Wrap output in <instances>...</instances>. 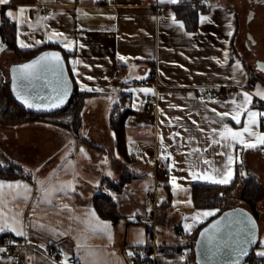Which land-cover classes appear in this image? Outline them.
<instances>
[{
	"label": "crops",
	"instance_id": "0c3cea01",
	"mask_svg": "<svg viewBox=\"0 0 264 264\" xmlns=\"http://www.w3.org/2000/svg\"><path fill=\"white\" fill-rule=\"evenodd\" d=\"M103 1L29 0L0 4V24L5 20L14 23L15 43L20 50L44 44L58 45L69 54L67 66L76 85L95 92L86 105L87 113L95 115L92 120L84 117L87 135L81 139L66 134L65 146L60 148L66 150L58 156L59 150L49 154L43 147L42 151L38 149L33 160L40 162L26 178H0L4 185L21 184L29 189L3 188L0 226L7 224L24 234L17 235L6 229L0 232V243L6 234L15 235L24 243L20 264H139L136 248L148 242L153 247L154 264H195L187 247L189 235L214 215L193 219L202 212L193 206L192 186L229 184L240 168L244 177L255 178L264 189L261 145L254 149H246L238 143L224 147V141L212 144L209 139L215 135L212 129L219 131L227 124L240 130L246 119V115L241 116V125H236L230 117L221 121L212 109L231 112L232 101L242 103V94L248 93L252 96L248 108L261 112L255 101L261 99L257 93L264 92V56L256 57L250 48L258 41L253 28H262L264 24L257 11L264 8V0H204L205 11L200 12L194 31L186 30L176 16L175 6L179 0L175 3L169 0ZM22 7L28 11L21 15L17 10ZM45 7H52L53 12L44 15ZM240 10H247L243 44L255 57L251 63L240 49L244 29ZM10 11L11 17L7 15ZM202 16L208 19L202 22ZM53 32L63 33L67 39L53 37ZM36 41L41 43L36 44ZM20 42L29 47H20ZM65 43H69L71 50L64 47ZM121 56L126 59L120 60ZM20 63L22 56H17L0 38V87L10 81L12 66ZM128 83L137 87L142 85L135 83H146L144 87L152 91L145 93L143 101L152 97L155 106L149 114H143V102L140 110L131 108L134 114L125 121L131 156V163L126 166L115 152L108 117L120 94L129 92L125 90ZM97 111L103 115L102 121L97 119ZM263 122V117L258 118L256 133L264 134L260 129ZM55 125L46 127L52 130ZM199 128L204 131L200 132ZM59 129V133L65 130L62 126ZM19 131H23L22 126H0L4 165L17 162L30 166L25 159L31 142L20 137ZM176 133L179 135H174ZM216 138L219 139L218 135ZM80 139L97 152L85 153L78 146ZM54 143L57 148L58 143ZM193 148L201 151L189 156ZM229 154L233 158L231 163ZM54 156L57 158L48 168L47 160ZM111 160L116 166L114 172L110 168ZM205 160L209 163L205 164ZM173 163L174 167L169 170ZM229 169L232 178L226 184L193 179L190 175L196 172L223 179ZM173 176L179 188L173 187ZM103 177L113 182L128 178L121 192L106 190L123 215L117 223L101 218L92 204L93 197L102 190ZM144 184L148 185L147 200L144 195L138 197ZM236 189L241 191L240 187ZM46 190L51 192L50 196H46ZM150 191L153 196H148ZM234 191L227 196H234ZM261 200L257 207L259 242L253 255L264 264V256L258 255L264 252V197ZM172 218L175 221H169ZM102 222L110 227L101 230ZM158 225L166 231L165 237L158 236ZM186 225L192 227L186 230ZM56 252L59 258L54 261L48 255ZM129 252L133 255L129 256ZM1 253L0 264H13Z\"/></svg>",
	"mask_w": 264,
	"mask_h": 264
},
{
	"label": "trees",
	"instance_id": "16d2710c",
	"mask_svg": "<svg viewBox=\"0 0 264 264\" xmlns=\"http://www.w3.org/2000/svg\"><path fill=\"white\" fill-rule=\"evenodd\" d=\"M10 1L13 4H16L29 0ZM203 11H205L203 7L194 8L191 6L189 0H179L178 5L175 6L177 18L183 22L186 30L188 31H194L197 28L199 14ZM0 38L17 56H22V62H26L39 53L47 50L61 52L67 62L69 54L55 44H44L34 49L20 50L15 43V25L9 20H5L2 24H0ZM68 71L73 82L71 96L66 104H64L61 108L49 113H35L25 109L14 100L11 92V82H4L0 87V126L16 127L24 123H31L37 120L49 119L55 115H62L64 118L63 121L53 122L61 125L66 131L78 137L84 124V117L82 113L84 112V109L87 105L88 98L92 97L95 92L80 89L76 85L69 68ZM129 96V92H122L118 101L112 106L108 117L109 127L114 139L115 152L121 157L126 166L131 163V156L127 149L125 121L128 116L134 114V111L127 105ZM84 141L89 143L91 146H95L94 144L88 142L85 138ZM1 155L2 154L0 153V178L12 179L19 177L26 178L29 176L28 174H24L23 168L17 162H9L7 165H4L2 163ZM161 177V175L158 176L159 180L162 179ZM127 179L128 178L126 177L119 180L118 182H113L107 177H103L101 179L100 188L102 190L92 199L93 207L101 218L111 220L113 223H117L122 218L123 215L118 210L116 202L112 196L106 192V190H108L110 193L121 192L124 184L127 183ZM237 187L241 188V191L236 196L237 204H242L240 206L248 209L254 215L256 220L259 221L257 206L259 201L264 197V189L258 184L255 178L248 176L244 177L241 174L240 168L236 170L235 177L229 184H194L192 186L193 206L195 208H215L218 211L216 213L217 215L225 209L230 208V206H228L226 203V197ZM158 210H160V208ZM206 223L199 225L195 232L189 235V243L187 247L189 249L190 256L193 255V241L197 235V232ZM136 250L139 252L137 256L144 254L147 258H151L153 254L151 242H148L145 246L136 248ZM245 264L261 263L252 252Z\"/></svg>",
	"mask_w": 264,
	"mask_h": 264
},
{
	"label": "water",
	"instance_id": "95a60500",
	"mask_svg": "<svg viewBox=\"0 0 264 264\" xmlns=\"http://www.w3.org/2000/svg\"><path fill=\"white\" fill-rule=\"evenodd\" d=\"M56 52L61 57V63L57 67L55 62L49 60L42 62L46 66L41 67L38 76L29 84L25 81L26 89L21 92V95L27 96L29 101L33 103L34 107H27L22 100L17 99V92L20 91V81L17 79L18 73L14 69L20 65L31 63L33 60L41 57L45 53ZM264 70V68H262ZM11 92L14 100L23 106L25 109L35 113H49L61 108L69 100L72 90L73 82L70 77L68 66L62 53L54 50H47L39 53L32 59L12 66L10 70ZM67 85V96L64 102L58 107H52L56 102V97L64 86ZM40 97H43L41 99ZM217 221L220 232H215L212 227ZM205 229L209 232L205 236L201 233ZM249 233L251 234L249 236ZM215 234L216 239L213 245L207 243L208 237ZM251 239V243H245V239ZM259 242V224L254 215L243 206H234L227 208L210 219L197 232L193 243V256L195 264H245L249 256L252 254L254 248ZM218 247L219 250L215 254L206 250L210 247ZM243 247L246 254L237 255L239 249Z\"/></svg>",
	"mask_w": 264,
	"mask_h": 264
},
{
	"label": "snow or ice",
	"instance_id": "6c2138e0",
	"mask_svg": "<svg viewBox=\"0 0 264 264\" xmlns=\"http://www.w3.org/2000/svg\"><path fill=\"white\" fill-rule=\"evenodd\" d=\"M10 2V0H0V4H8ZM170 3H175L176 0H169ZM25 11H28L25 8H20L17 10L18 14H23ZM8 16H13V13L10 11L7 13ZM208 17L206 16H202L201 17V21H205L207 20ZM175 22V21H174ZM180 27H183V24L180 25ZM229 35H231V33H229ZM51 36L53 37H58V38H63V39H67L63 33L60 32H53L51 34ZM51 38V37H50ZM41 43V41H36V44ZM70 43V42H69ZM69 43H65L64 47L68 50H71V48L69 47ZM20 47L22 48H26L29 47V45L20 42ZM227 55V54H226ZM120 60H125V57H119ZM49 60H52L55 62L56 66L58 67L59 64L61 63V57L59 55V53L56 52H51V53H45L43 54L41 57L37 58L36 60H33L31 63L28 64H23L20 65L18 68L14 69L15 72L18 73L17 79L20 81V91L17 92V99L22 100V102L29 108L34 107L33 103H31L29 101V99L27 98V96L21 95V92H24L26 89V85H25V81H27L29 84L32 82L33 79H35L38 76V72L40 71L41 67L46 66V63L44 65H42V62H47ZM75 63H78L75 62ZM237 67H239V65H237ZM88 79H92V77H88ZM83 87V86H82ZM89 91H91L92 89H88ZM97 91H99L100 89H96ZM141 91L144 92H149L152 91L151 89H141ZM261 99H264V92H258L257 93ZM243 102L242 103H237L236 100L232 101V104L234 105V108L232 109L231 112L229 111H225V112H216L215 109H212V111L215 113L216 116L220 117V120L223 121L224 118L226 117H230L232 121L235 122L236 125H241L242 124V120H241V116L242 115H246V119L243 121V126L242 129L240 130H234L233 128L229 127L227 124H223L222 129L221 130H217V129H212V132L215 134L211 137H209V139L211 140L212 144H221V141H224L225 143L222 145L224 147H230L231 144H241L244 146V148H256L259 145H264V134H258L254 131L255 126L257 125L258 122V118L260 117H264V112H256V111H252L248 108V105L251 103L252 101V96L248 93H243ZM67 96V85L64 86L63 90L60 91L56 97V102L52 104V107H58L60 104H62L64 102V98ZM41 99H43V97H40ZM176 119H180L179 117H177ZM193 123H195V121H193ZM200 132H203V128H199L198 129ZM174 135H179V133H176ZM218 135L219 139L216 138V136ZM253 139L255 142H253ZM231 142V143H229ZM163 146V145H162ZM211 145H209L210 147ZM207 149H205L206 151ZM165 151H167V149L165 148ZM201 149L199 148H193L191 150V152L188 153L189 156L192 155V153H198L200 152ZM221 155H223V153H221ZM232 156L229 154L228 155V161L229 163L232 162ZM205 164H208L209 161L205 160L204 161ZM174 167V163L169 165V170H171V168ZM190 175L192 176L193 179H208L210 180L212 183H229L231 180V169L228 170V173L226 175L225 178L223 179H214L212 177L205 175H200L196 172H190ZM171 183L173 184L174 188H179V185L176 184V177H172L171 178ZM4 187H8L9 189L12 188H24L26 191H28L29 189H27V185H21V184H16V185H4L2 182H0V197H3L4 193H3V188ZM54 191V190H53ZM19 195V194H18ZM51 192L46 190V196H50ZM50 203V201H48ZM190 203V201H189ZM65 207H67L65 205ZM93 216L95 215L94 213L92 214ZM215 215L214 212H202V213H197L196 216L193 217V219H196V217L198 216H203V217H208V216H213ZM219 221H217L212 227L215 229V232H220V228L217 227L219 225ZM103 228L101 230H105L107 228H109L110 226L107 223H103ZM192 227V225H186V230L190 229ZM9 230V231H15L17 235H23L24 233L22 231H18L15 228H9V226L7 224H5L4 226H0V232H3L5 230ZM209 232V229H205L204 232L201 233V236H205L207 233ZM251 234L249 233V236ZM216 236L215 234H213L212 236L208 237V241L207 243L209 245H213V241H215ZM251 239L246 238L245 239V243H251ZM219 248L218 247H210L206 250V255L209 252H212L213 254H215V251H218ZM0 251H3V249H0ZM246 254L245 250L243 247H241L239 249V252L237 253V255H243ZM129 256L133 255V253L129 252L128 253ZM258 255L264 256V252L258 253Z\"/></svg>",
	"mask_w": 264,
	"mask_h": 264
},
{
	"label": "rangeland",
	"instance_id": "374dc122",
	"mask_svg": "<svg viewBox=\"0 0 264 264\" xmlns=\"http://www.w3.org/2000/svg\"><path fill=\"white\" fill-rule=\"evenodd\" d=\"M246 11L247 10H240L241 18L243 19L242 26L244 27V29L241 32L239 44H240V49L243 50L245 57L251 63V59H254L255 57H253L251 55V52L250 53L247 52V50L245 49L244 44H243L245 41V33H246V30H245L246 29V27H245L246 26V23H245ZM257 11L259 12V15H260V19H261L260 22H262V24H263L264 23V8L257 10ZM262 26H263L262 28H260L259 26H258L259 28H257V27L253 28L254 31L256 32L258 41H256L255 43L253 42L255 44V46H251L250 49L252 51H254L256 57L264 56V24ZM237 57H240V56H237ZM141 89H150V88L144 87V86H138V87L132 86V85H130V83H128V86H126V88H125L126 91H129L131 93L129 96V100H128V107H130L134 110H140L142 108V102L144 103L143 99H145V97H146L145 93H147V92L141 91ZM86 113H87V109L85 107L84 112L82 113L83 117H86V119L90 118L92 120V118H94V116H95L93 112H90V114H88V113L86 114ZM102 118H103V115L102 114L100 115V112H98L97 119L102 121ZM63 120H64V118L62 115H55L53 117H50L49 119L37 120L35 122H31L30 124L28 122V123H24V124L18 126V127L22 126V129H23L22 132L21 131L18 132V134L20 133L19 134L20 137H22V138L26 137V139H28L31 142L30 148L27 150V159H25L26 160L25 163H30V166H28L26 164H24V165L20 164L21 167L24 169V174L31 175V173L33 171H35L36 165L39 164V162H40L39 159L33 160L36 157L38 149L41 150V148L43 147V148H45V151L47 149L46 152L49 154H52L55 151V149L59 150V152L56 155V156H58V155H60V153H64V151L66 150L63 148L65 146V142L67 141V135L68 136L72 135L73 137H76L66 130H64L63 133L58 132L60 130L59 128L61 126L59 127L58 124L55 125V123L53 121L60 122ZM83 120H84V118H83ZM50 124L55 125L52 130H51V128L46 127V125L48 126ZM85 134L87 135V132H85V129L83 127L81 129L78 137H80L82 139V137H84ZM90 136L93 137L91 134H90ZM81 139L78 142V144H79L78 146H81V149H83L85 153L93 152L94 149L88 147ZM55 141L58 143L57 148H56L55 143H54ZM62 145H63V148L60 149ZM94 151L97 152V150H94ZM56 158L57 157L54 156V157H52V159L47 160V164H46L47 167L48 166L50 167L54 163ZM44 162H45V160L41 163L43 164ZM110 162H111L110 163L111 164L110 165L111 171L114 172L116 170V166H115L113 160H111ZM110 168H109V171H110ZM111 171H110V173H111ZM161 183L162 182H160V184ZM147 189H148V185L144 184L143 189L139 192L138 197H141L144 195V199H146L145 194H146ZM160 189L162 190L163 187H160ZM239 192H240L239 190L235 189V191H234L235 195L232 194L234 196H227L226 197V203L228 206H230V205L236 206V204H237L236 196L239 194ZM148 196H150V195H148ZM146 200H144L145 203H147ZM260 201H262V200H260ZM238 205H242V204H238ZM198 209H200L201 212H209V211L215 212L216 211L215 208H198ZM169 221H175V218H172ZM156 229L158 232V236L165 237L166 231L160 225H158V227Z\"/></svg>",
	"mask_w": 264,
	"mask_h": 264
},
{
	"label": "built area",
	"instance_id": "2783aa9c",
	"mask_svg": "<svg viewBox=\"0 0 264 264\" xmlns=\"http://www.w3.org/2000/svg\"><path fill=\"white\" fill-rule=\"evenodd\" d=\"M190 5L194 8H200L204 4V0H189ZM105 3V0L103 1ZM53 12L52 7H45L43 9L44 15H50ZM135 85L147 86L146 83H135ZM150 85V84H148ZM256 106L260 109L261 112H264V100L257 99ZM154 100L152 97H148V99L144 103V111L143 114H149L154 108ZM264 119V117H263ZM260 129L264 132V122L261 124ZM262 153H264V145H261ZM148 195L153 196V192H148ZM153 234V232H151ZM1 249H3L1 256L4 259L10 260L13 264H20L22 262V251L25 248L24 243L15 235L6 234L0 243ZM50 259L56 261L59 258V252L48 255ZM139 264H154L153 258H147L144 254L140 255Z\"/></svg>",
	"mask_w": 264,
	"mask_h": 264
}]
</instances>
